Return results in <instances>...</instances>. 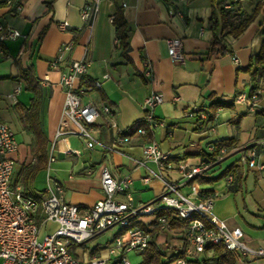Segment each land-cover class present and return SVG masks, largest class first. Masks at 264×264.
Returning <instances> with one entry per match:
<instances>
[{
    "label": "crops",
    "instance_id": "0c3cea01",
    "mask_svg": "<svg viewBox=\"0 0 264 264\" xmlns=\"http://www.w3.org/2000/svg\"><path fill=\"white\" fill-rule=\"evenodd\" d=\"M15 1L21 5L17 13L0 2V18L22 35L0 42V121L12 129L18 144L9 154L14 160L11 185L24 194L33 198L43 196L47 180L52 178L61 184L65 202L87 210L103 198L100 172L106 167L115 179L126 174L131 176L134 206L150 204L160 196L163 180L152 176L148 183L142 181L148 170L137 161L145 143L155 141L159 150L170 153L172 164L183 159L193 165L201 160L211 141H230L232 144L225 146L228 154L222 163L206 174L214 178L238 160L235 147L264 135V75L261 77L262 94L253 111L248 110L246 102L237 100L240 94H250L251 81L246 68L264 39V0H243L238 4L241 13H249L262 1L247 28L237 37L227 39L228 51L223 54L211 51L214 35L220 34L219 26L211 27V18L219 21V8L230 0H100L97 12L87 22L81 19L80 8L89 0H53L50 5L44 0ZM116 12L122 15L126 26V48L119 45L110 20ZM63 21L67 26L60 30L58 26ZM175 36L182 41V64L173 62L167 53L165 39ZM69 41H73L71 50L56 67H51L59 46ZM233 56L237 57V62ZM82 58L90 62L86 79L99 80L101 86L84 91L81 101L91 102L99 109L108 106L111 110L109 117L98 116L92 126V134L98 142L93 148H87L73 135L56 137L64 101L59 78L71 61ZM145 60L151 66V77L143 74ZM81 85V79L76 78L74 87ZM16 87H19L17 92ZM151 91L163 96L162 103L154 109L158 123L152 130L138 134L136 128H146L141 103ZM34 96L40 98L37 115L28 116ZM213 103L217 106L211 120L214 130L210 133L198 128L195 116H185L193 105L209 108ZM119 131L128 135L126 143L115 145L112 150L100 145H111ZM33 132L42 133L46 151L42 165L35 171L32 170L37 161ZM258 153V161L264 164V148L259 147ZM50 155L53 161H49ZM234 155V159L221 166ZM147 167L158 171L153 163H148ZM219 167L222 168L217 171ZM237 169V176L230 185L224 177L219 179L223 184L220 189L219 180L200 183L196 179L181 186L180 191L186 195L197 191L211 193L214 204L218 196L240 190L249 174L255 179L264 175L241 165ZM41 171H44V183L40 187L36 177ZM161 172L165 180L180 179V173L173 166ZM197 184L200 186L196 191ZM212 213L229 226H239L226 212L218 209L216 212L214 205ZM152 221L153 216L138 219L149 229L153 228ZM49 224L48 230L55 228V224ZM118 232L119 229L114 236ZM164 234H155L157 243L172 247L181 244L178 232ZM246 240L250 241L249 237L246 236ZM110 242L91 249L84 243L71 252L84 260L105 257ZM209 257L210 252L201 253L189 258L188 264H205ZM249 262L264 264V256L251 257Z\"/></svg>",
    "mask_w": 264,
    "mask_h": 264
},
{
    "label": "built area",
    "instance_id": "2783aa9c",
    "mask_svg": "<svg viewBox=\"0 0 264 264\" xmlns=\"http://www.w3.org/2000/svg\"><path fill=\"white\" fill-rule=\"evenodd\" d=\"M2 1L12 8L13 13L21 9L20 3L15 0H0ZM99 1L89 0L80 8L82 20L87 22L95 15ZM241 1L243 0H230L224 3V8L232 9ZM110 20L112 21V18ZM66 26L67 22L63 21L58 27L64 30ZM21 36L0 18V42L15 40ZM165 45L169 58L175 63L182 64L184 53L181 38L176 36L166 38ZM72 46L73 41L63 42L50 66L56 67ZM232 58L237 62V57ZM89 66L90 62L85 58L73 60L60 75L59 84L64 92V101L56 137L73 135L81 139L87 148H93L98 142L92 134V126L98 116L109 117L111 110L108 106L99 109L91 102L81 101V94L84 91L101 86L99 80L86 79L85 74ZM151 71L149 62L145 60L143 74L151 77ZM76 78H80L82 82L78 88L74 87ZM14 91H19V87ZM261 94L262 88L259 87L249 96L238 95L237 100L246 102L248 110L253 111ZM162 101V94L155 91L144 97L141 108L146 128L140 126L136 128V133L144 134L146 129L152 130L157 125L154 109ZM185 116L197 117L199 126H204V131L208 133L214 130L212 122L204 123L207 114L201 105H193L185 112ZM111 126L116 127L114 123H111ZM128 140V135L119 131L111 145H100L104 149L112 150L115 145L126 143ZM17 145L12 129L0 121V264H130L126 254L131 251L142 253L151 240L149 228L134 223L138 222L139 218L153 216V221L160 231H174L166 216H156L160 209L171 210L185 222L183 238L186 256L179 257L170 264H187L189 258L201 254L206 245L221 244L226 249L239 253L240 259L237 264H250L251 257L264 256L263 248L250 247L246 244L244 232L239 226H229L225 220L214 216L212 213L214 196L211 193L197 191L193 195H186L180 191L181 186L196 180L228 154L224 146L220 147L219 141H211L207 145L208 153L218 150L214 162L201 159L193 165L183 159L172 164L170 153L159 150L155 141L145 143L142 146V156L137 161L148 170L142 181L148 183L152 176L162 179L163 190L160 196L153 203L134 206L130 192L131 176L126 174L115 179L109 170L103 167L100 172L103 198L87 210H80L77 205L65 202L61 184L52 178H48L45 193L39 198L24 194L20 188H13L11 183L14 160L9 154L17 149ZM259 147L264 148V135L253 142L235 147L233 150L239 154L238 165L264 174V164L258 161ZM53 159L50 155L49 161ZM148 163H153L158 171L149 169ZM172 166L180 173L179 180H165L162 177V169H171ZM233 179L232 174L224 177L227 185H230ZM49 223L55 224V228L48 230ZM111 227H118L121 233L115 235L106 246L105 257L95 256L84 260L72 255L71 248L84 244ZM41 229L45 232L39 239Z\"/></svg>",
    "mask_w": 264,
    "mask_h": 264
},
{
    "label": "trees",
    "instance_id": "16d2710c",
    "mask_svg": "<svg viewBox=\"0 0 264 264\" xmlns=\"http://www.w3.org/2000/svg\"><path fill=\"white\" fill-rule=\"evenodd\" d=\"M48 5L51 4L53 0H44ZM226 3V2H225ZM239 4V3H238ZM238 4H235L234 8L232 9H226L224 8V4L221 5L219 8V21L216 19L211 18V27L217 28L219 26L220 34L218 36L214 35L213 41H212V49L211 51L213 53H219L223 54L228 51L227 48V39L229 37H237L239 34H241L247 26L254 20L257 13L260 10V7L262 5V1L257 3L253 10L249 13H241L238 9ZM213 19V20H212ZM112 23L115 26V34L116 38L118 39L119 45L123 48H126V26L124 23V20L122 18V15L118 12H116L112 16ZM246 71L250 75V81H251V88L250 93L253 92L255 89L261 87V77L264 75V39L261 43L259 51L251 57L248 67L246 68ZM39 97L34 96L31 100L30 107L28 109V116L37 115L38 107H39ZM217 106V103H213L209 106V108H205V112L207 114L206 119L204 120V123L211 122L214 110ZM197 126L201 130H205V127H200L198 123V118L196 117ZM34 134V141L33 146L35 148L37 161L33 165L32 170L35 171L38 169L42 164V160L45 157V139L42 135V133H36ZM220 147L230 146L232 143L230 141H219ZM218 153V150H216L213 153H204L201 159H205L207 162H214L215 156ZM221 161H217L212 165V167L209 168L208 171H206L203 175L198 177V181L200 183H212L214 181H217L223 177H225L227 174H232L233 178L235 179L237 176V168L238 160L231 164L230 166L226 167L223 171H221L218 176L214 178H208L206 177V174L215 168L217 165L220 164ZM233 179V180H234ZM205 192V191H202ZM208 193V192H206ZM164 215L168 218L169 222L171 223L173 230L172 232H178L179 237L181 239V244L179 246H170L165 245L164 243H157L155 240V234L157 232H163V233H169L167 230H159V228L155 225V222L152 221V225L154 227L149 229L151 233V240L149 243V246L141 253L142 255V262L140 264H170L173 261H175L179 257H185V248L186 244L184 242L183 238V225L185 224L184 221L180 220L177 216L174 215V212L167 209H160L157 211L156 216ZM136 224L142 225L140 222H134ZM121 233V231L118 232V234ZM84 244L78 245L83 246ZM78 246H74L71 248V251L75 249ZM210 252V258L214 262V264H237L240 255L237 252L231 251L226 249L223 245H206L204 247V253ZM72 253V252H71ZM206 264V263H205Z\"/></svg>",
    "mask_w": 264,
    "mask_h": 264
},
{
    "label": "rangeland",
    "instance_id": "374dc122",
    "mask_svg": "<svg viewBox=\"0 0 264 264\" xmlns=\"http://www.w3.org/2000/svg\"><path fill=\"white\" fill-rule=\"evenodd\" d=\"M210 137L211 134L207 136L208 139ZM234 158L235 155L226 159L221 166H225L227 162H230ZM221 168L219 167L217 171ZM36 181L38 186L41 187L43 185L44 171L37 173ZM222 185V181H220L217 184L218 189ZM199 186L200 184L195 186L196 191L197 188L199 189ZM202 186H205V184ZM213 205L216 212L217 209L226 212L229 218H231V221L239 225L244 232V241L247 245L252 247L260 246L264 249V175H262V178L255 179L252 174H249L245 182H242L240 190L235 193L230 192L225 196H218ZM117 230L118 227H111L86 241L85 246L89 249L96 245L103 247L111 241ZM44 232L43 229L40 230L39 239ZM170 233L172 232L168 234ZM165 234L167 235V233ZM246 236L249 237L250 241L246 240ZM126 258L130 264H140L142 262V255L139 252H128ZM206 262V264H214L210 257L206 259Z\"/></svg>",
    "mask_w": 264,
    "mask_h": 264
}]
</instances>
